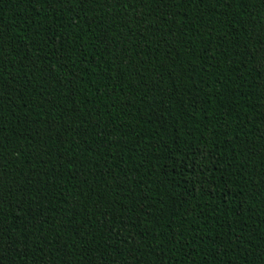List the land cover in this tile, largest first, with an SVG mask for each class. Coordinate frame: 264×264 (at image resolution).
Wrapping results in <instances>:
<instances>
[{"label":"trees","instance_id":"16d2710c","mask_svg":"<svg viewBox=\"0 0 264 264\" xmlns=\"http://www.w3.org/2000/svg\"><path fill=\"white\" fill-rule=\"evenodd\" d=\"M0 264H264V0H0Z\"/></svg>","mask_w":264,"mask_h":264}]
</instances>
